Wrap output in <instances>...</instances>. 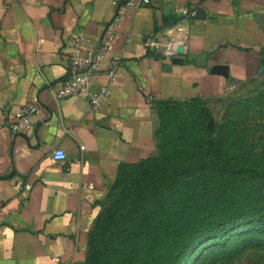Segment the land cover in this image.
Masks as SVG:
<instances>
[{
    "label": "crops",
    "instance_id": "crops-1",
    "mask_svg": "<svg viewBox=\"0 0 264 264\" xmlns=\"http://www.w3.org/2000/svg\"><path fill=\"white\" fill-rule=\"evenodd\" d=\"M127 1L0 0V264H83L119 167L156 154L157 102L217 99L264 69V0ZM110 25L90 75L109 95L95 110L57 98L73 36L92 50ZM170 40L184 51L163 52ZM29 104L31 126L14 131Z\"/></svg>",
    "mask_w": 264,
    "mask_h": 264
},
{
    "label": "rangeland",
    "instance_id": "rangeland-1",
    "mask_svg": "<svg viewBox=\"0 0 264 264\" xmlns=\"http://www.w3.org/2000/svg\"><path fill=\"white\" fill-rule=\"evenodd\" d=\"M264 66V64H263ZM176 105V104H173ZM166 105L165 116L157 119L156 128L161 130L157 137L156 159L175 155L185 158L196 138L208 141L213 138L220 149L242 164L264 167V69L262 73L243 89L213 100L200 103ZM173 107L172 109H169ZM159 122L160 125L159 126ZM140 178V177H139ZM212 180L209 179V182ZM169 198H203L190 194V186L185 183ZM202 183L199 180V184ZM154 179L131 177L120 186L109 188L110 195L104 206L109 217L104 230L98 234L89 250L88 259L83 264H119L125 255L132 254L140 246L132 234L145 228L144 216L156 206L158 208ZM218 183H216L217 185ZM219 188V187H217ZM221 192V194H220ZM224 191L212 193L208 198H223ZM154 196V198H153ZM205 196L204 198H206ZM210 203L206 209H197L200 221L217 212ZM167 203V204H166ZM172 214L174 203L162 212L161 217ZM188 213V212H187ZM183 217V216H182ZM184 218V217H183ZM148 225V224H147ZM206 226L205 224H202ZM154 230L160 229V222H149ZM168 230V229H167ZM183 231V230H182ZM217 232V231H211ZM187 233V232H185ZM184 233L179 232L176 242H181ZM264 235V226L241 223L226 232L219 231L205 236L183 249L178 257H172L175 244L163 241L158 245L153 262L157 264H264V243H258L256 236ZM175 243V242H173ZM179 245V244H178ZM88 241L86 243V251ZM157 256V257H156Z\"/></svg>",
    "mask_w": 264,
    "mask_h": 264
},
{
    "label": "trees",
    "instance_id": "trees-1",
    "mask_svg": "<svg viewBox=\"0 0 264 264\" xmlns=\"http://www.w3.org/2000/svg\"><path fill=\"white\" fill-rule=\"evenodd\" d=\"M200 101L203 100L158 101L156 104L158 118L160 122L164 118L162 115L165 116L167 104L178 107L179 103L192 102V104H196ZM160 122L159 126H162ZM159 128H156L155 132L157 150V137L160 138L158 135L161 133ZM183 156L186 157L179 159L175 155H171V157L155 160V154L136 163L124 164L119 167L118 175L111 187L120 186L134 176H137V179H154L157 182L154 191H156L155 196L158 203V208L153 206L144 216L145 228L137 229L132 234L134 239H138L140 246L135 247L137 250L132 254L124 256L122 252L123 258L119 264H157L153 260L158 245L163 241L175 244L171 256L178 257L184 248L199 239L222 230L226 232L241 223L264 226V167L246 165L233 160L230 155L220 149V144L213 138L208 141L196 138V142L189 148V152ZM209 179L212 181L209 182ZM199 180L202 183L199 184ZM184 181H188L185 183L190 186L188 195H202L203 198H176V200L172 198L173 201L170 202V205H165L169 198L163 197L173 195L184 185ZM216 183L218 184L216 185ZM221 190L225 193L223 198H208V195L218 194ZM109 195L110 192H108L107 198ZM205 196L207 197L204 198ZM210 200L212 201L210 207L217 204V212L200 221L197 209H206ZM173 203L176 210L170 214L171 211L168 209V216L161 217L162 212H165V209ZM108 217V211L104 206L88 235L86 260L91 255L88 256V253L95 237L104 230ZM149 222H160V229L154 230V226L150 227ZM179 232L184 233V238L181 242H176ZM255 239L258 240V243H264V235L256 236Z\"/></svg>",
    "mask_w": 264,
    "mask_h": 264
},
{
    "label": "built area",
    "instance_id": "built-area-1",
    "mask_svg": "<svg viewBox=\"0 0 264 264\" xmlns=\"http://www.w3.org/2000/svg\"><path fill=\"white\" fill-rule=\"evenodd\" d=\"M147 2L148 0H143ZM131 0L126 2V5L130 4ZM177 13L192 15L193 11L186 9H176ZM113 37L112 25L103 33L98 40L97 47L83 51L82 41L84 34L78 33L73 36L72 49L69 55V77L66 82L55 92L57 98H64L71 95H81L87 100L90 108L95 110L98 108L100 102L109 95V86L102 85L96 89L91 88L90 75L97 71L98 66L102 62L106 55ZM150 45H154L158 48L156 42H151ZM177 44H173L170 40L161 47V50L169 55L176 53ZM110 81L114 79V69L109 71ZM37 112L35 105L29 104L19 110L16 115L15 121L11 124L14 131H23L31 126V118L33 114ZM54 159H64L66 157L62 149H55L52 153ZM29 188V185H26Z\"/></svg>",
    "mask_w": 264,
    "mask_h": 264
},
{
    "label": "water",
    "instance_id": "water-1",
    "mask_svg": "<svg viewBox=\"0 0 264 264\" xmlns=\"http://www.w3.org/2000/svg\"><path fill=\"white\" fill-rule=\"evenodd\" d=\"M196 13H194L193 15H195ZM184 51L183 49V46L182 45H178L177 48H176V52L177 53H182ZM173 62H177V61H180L179 58H173L172 59ZM218 68H214V70H217Z\"/></svg>",
    "mask_w": 264,
    "mask_h": 264
}]
</instances>
